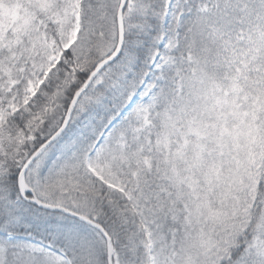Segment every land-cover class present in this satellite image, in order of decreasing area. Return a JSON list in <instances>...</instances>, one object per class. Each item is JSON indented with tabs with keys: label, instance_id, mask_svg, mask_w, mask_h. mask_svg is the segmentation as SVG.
Returning <instances> with one entry per match:
<instances>
[{
	"label": "snow or ice",
	"instance_id": "snow-or-ice-1",
	"mask_svg": "<svg viewBox=\"0 0 264 264\" xmlns=\"http://www.w3.org/2000/svg\"><path fill=\"white\" fill-rule=\"evenodd\" d=\"M0 264H264V0H0Z\"/></svg>",
	"mask_w": 264,
	"mask_h": 264
}]
</instances>
